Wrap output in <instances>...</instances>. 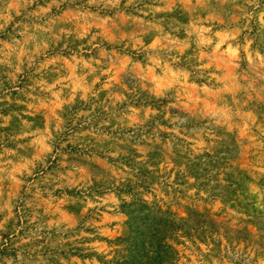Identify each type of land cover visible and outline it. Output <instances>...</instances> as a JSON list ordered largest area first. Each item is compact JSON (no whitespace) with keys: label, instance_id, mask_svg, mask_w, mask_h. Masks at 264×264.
<instances>
[{"label":"rangeland","instance_id":"1","mask_svg":"<svg viewBox=\"0 0 264 264\" xmlns=\"http://www.w3.org/2000/svg\"><path fill=\"white\" fill-rule=\"evenodd\" d=\"M210 7L239 58L200 55L206 37L181 0H0V264H259L264 0ZM214 75L253 83L251 98L233 93L241 128L182 103L185 79L197 98L232 92ZM143 224L171 248L129 249Z\"/></svg>","mask_w":264,"mask_h":264},{"label":"clouds","instance_id":"2","mask_svg":"<svg viewBox=\"0 0 264 264\" xmlns=\"http://www.w3.org/2000/svg\"><path fill=\"white\" fill-rule=\"evenodd\" d=\"M182 3H187L190 5V11L195 14L196 23L199 26L200 32L205 35L208 48L205 51L204 49L199 50L200 55H209L215 56L217 53H223L229 57V59L235 57L239 58L241 49L239 45H233V41L237 39L238 33H234L229 37H222L221 36V29L218 28L216 25L223 23L222 20H214L213 19V11L214 9L210 7L212 0H181ZM11 6L5 7V12L7 13L8 8ZM162 9L157 7L154 11H161ZM262 19H264V14H262ZM83 35V33H81ZM92 39H95L93 36ZM159 37H155L152 41L154 44ZM91 42V41H89ZM139 43V41H137ZM173 43H176L173 41ZM251 43L245 47L244 51L248 52V49L251 47ZM191 45L185 44L183 48L180 49L181 53H183L184 49L190 48ZM256 58L261 62L260 66L264 67V55L257 52ZM249 61H251L252 56L249 53L248 55ZM112 69H107L106 71H111ZM264 78V77H262ZM214 79L217 82L221 83L220 91L224 92L225 88H231L232 92L224 93V98L221 99L219 96H215L213 94H206L202 98H197L193 95L192 89L197 87L193 85L190 80L185 79L181 81L182 84L186 85L184 88V94L182 103L185 107L188 108L189 112L193 115H199L205 118L206 120H210L213 124L218 126H226L228 129L232 128H241V125L235 122L237 116H240V108L243 106L240 104L239 101L235 100V96L233 95L234 92H238L243 90L249 98H251L252 92H255L256 89L253 83H244V84H233V82L224 83V77L219 75H214ZM244 81H247V77L242 78ZM205 93H209L208 86L205 85L203 89H201ZM229 95H233L234 103L229 105L227 103V97ZM246 103V101H245ZM253 123H256L253 120ZM243 129H248L250 131L249 125L245 121L242 125ZM257 129L259 132V136L261 139L255 145L258 149L256 153V161L255 164L257 165V170L264 174V123L258 124ZM203 132V129L201 130ZM177 135H183L179 129H176ZM210 141L214 142L216 139L215 133L212 130H209L204 133ZM251 139L257 140V136L255 134L252 135ZM193 142L199 147L204 148L206 144L203 140V137L197 133L196 136L193 138ZM13 173L16 172V169L13 168L11 170ZM17 177L15 175L12 176V180H16ZM261 199H264V192L261 193ZM207 250L205 249V252ZM191 257V264H196V257L189 253ZM259 264H264V257L260 259Z\"/></svg>","mask_w":264,"mask_h":264},{"label":"trees","instance_id":"3","mask_svg":"<svg viewBox=\"0 0 264 264\" xmlns=\"http://www.w3.org/2000/svg\"><path fill=\"white\" fill-rule=\"evenodd\" d=\"M159 220H162L161 218H159ZM142 228H146V229H150V227L148 225H144L142 226ZM140 226L137 227H133L132 232H133V237L129 240V249H133L137 247L138 242L141 240H146L149 239V241H151V243H155L154 248H156V250L159 247H166L168 249L171 248V246L164 241V238L160 236L159 234V229H155V231H153V229L149 230V231H144V229H142Z\"/></svg>","mask_w":264,"mask_h":264}]
</instances>
